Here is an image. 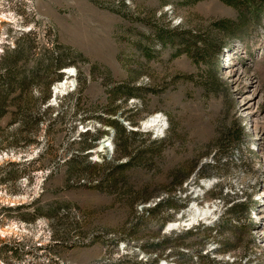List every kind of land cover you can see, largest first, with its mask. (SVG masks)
<instances>
[{
    "label": "rangeland",
    "instance_id": "rangeland-1",
    "mask_svg": "<svg viewBox=\"0 0 264 264\" xmlns=\"http://www.w3.org/2000/svg\"><path fill=\"white\" fill-rule=\"evenodd\" d=\"M238 15L222 0H0V264H264V210L250 226L256 211L225 202L214 225L182 223L240 166L235 149L218 165L230 130L254 147L264 123V15L216 24ZM252 89L254 120L239 105ZM158 111L164 135L145 127ZM108 118L139 124L116 140ZM211 176L224 181L199 195Z\"/></svg>",
    "mask_w": 264,
    "mask_h": 264
},
{
    "label": "built area",
    "instance_id": "built-area-1",
    "mask_svg": "<svg viewBox=\"0 0 264 264\" xmlns=\"http://www.w3.org/2000/svg\"><path fill=\"white\" fill-rule=\"evenodd\" d=\"M262 24L264 25V21ZM262 35L264 36V32ZM262 51L264 52V37L260 41V48L259 49L257 48L255 50L256 53L259 52L258 54H260V52H262ZM230 61H231V59H230ZM235 61H238L237 58H235ZM155 116H157L158 118L161 117L163 121L160 124V126L158 128H156V130L153 129V133L154 134L159 133V135H164L162 133L164 132L165 129H167V123H166L167 117L163 112H160V111L155 112L151 118H153ZM123 124L126 126L127 129L133 130L132 126H130V124L127 120L123 121ZM253 132L256 135L257 132H255V130ZM108 133L110 135L109 136H107V134L104 135V138H102V140L108 139V141L105 142L106 148H108L109 151H112L113 150V137L114 136L112 133H110V132H108ZM246 137H247V134H246ZM256 139H257V146L249 147L247 144H245V141H246V138H245V140L243 142V146H242L244 149L242 148L241 152H239L237 157L236 156L234 157L236 163L237 162L240 163V166H238L237 170L234 171V173H232L230 178H228V184L224 187L223 191L220 192L218 195L212 197V199H214V200L211 201L210 205L212 206V208L214 207L213 209L216 210V214L214 216L210 217L209 220H206L204 222L202 221L201 226L214 225L216 222L220 221L221 217H222V213L221 212L218 213L220 211L219 207H220V205H223L225 202H226L227 207H231L232 205L240 203V202H249L250 206H251V208L249 207V210L256 211V215H250L251 218H249V221L251 222V225L253 223H255V221L257 219H259L257 217V212L264 210V202H262L261 194H260L259 199H257V200H255L256 198L254 199V195L256 194V190L258 188L264 187V161L260 157V154H259L260 153L259 149L263 150L264 148H262L259 145L257 135H256ZM235 150L238 151V149H235ZM233 151H234V148L232 149V152ZM257 168L261 169V171H259V174L255 172V170H257ZM256 175L258 177H256ZM244 177H247V178H244ZM222 181H224V178H221V177H219V178L213 177V176L202 177L198 180V185L196 186L195 191H197L198 194H199V191H201L200 192L201 194H199V195H205L214 186H216L217 184H220ZM247 186L250 187V189L252 188L251 192H253V193L246 192ZM195 195H197V194H195ZM235 198H237V199L235 200ZM260 200H261V202L259 204L258 202ZM255 204L259 206L258 209L256 208ZM196 219L201 220L203 218H196ZM261 224H263V221H261ZM262 228H264V227H262ZM206 253L207 252H205L203 254H206ZM226 260H228V259H226ZM163 262L167 263L166 261H163ZM170 264H176V263L171 262ZM217 264H228V263H227V261H223L222 263L220 261H218Z\"/></svg>",
    "mask_w": 264,
    "mask_h": 264
},
{
    "label": "trees",
    "instance_id": "trees-1",
    "mask_svg": "<svg viewBox=\"0 0 264 264\" xmlns=\"http://www.w3.org/2000/svg\"><path fill=\"white\" fill-rule=\"evenodd\" d=\"M222 1H224L225 3H227L229 5H232L235 8H237L239 15H238V21H236V22H233L229 19H227V20L224 19V20H220V21L216 22V24L219 28H222L225 30H230L232 26H242L246 23V20H247L246 18H252V21L258 22L262 16V14L264 15V0H222ZM263 21H264V18L261 21V23H263ZM174 38H175V35L169 34L168 39L170 41H172ZM203 45L206 47L209 46L208 43H204ZM8 73L9 72H6V74H8ZM7 94L8 93H5V94L1 93V91H0V118L6 113V107H7L6 95ZM105 121L115 128V130L117 132L116 140H119L118 137L121 138L122 135L135 134L133 132V130L127 129L126 126L123 123L119 122L118 120L108 118ZM127 121L129 122V124H139L138 122H134L130 118ZM228 137H234L236 139H235V142L232 143L233 146H231L229 148V145H231V144H228L227 148L222 150V153L220 154L221 157L218 160V162H219L218 165H221L220 167H223L226 164L225 161L221 162L222 158L224 157L226 159V156H231L233 154V152H232L233 148L238 149V150H242L243 142L246 138V133H245L244 127L239 126L238 128L231 129L230 133L228 134ZM120 141H121V139H120ZM238 204L241 206L243 204H246V205H248V209H249V207L251 208L249 202H240ZM238 204H236V205H238ZM248 224H250V226H252L251 222H249ZM169 238L170 237H163L162 242H159L155 245L161 247L162 244H166V242L169 240ZM201 251H202V248H200V250H198V251L197 250L194 251L193 249H190L189 251L184 252L186 254H184L182 252H177V255H179L180 257L187 255L191 260L196 257L195 259H197L199 262H201V261H204L206 259L205 257H207V253L202 254ZM191 264H194V263H191ZM199 264H202V263H199ZM213 264H216V263L213 262Z\"/></svg>",
    "mask_w": 264,
    "mask_h": 264
},
{
    "label": "bare ground",
    "instance_id": "bare-ground-1",
    "mask_svg": "<svg viewBox=\"0 0 264 264\" xmlns=\"http://www.w3.org/2000/svg\"><path fill=\"white\" fill-rule=\"evenodd\" d=\"M72 75V74H71ZM68 83H71L73 84L74 83V80L73 79H70L67 78V80L65 81H60L59 83H57L55 86H54V93L58 92L65 87L66 84ZM55 95V94H54ZM256 98V90L255 89H252L251 91H249L247 94L244 95L243 99H241L239 101V105H240V110L242 111L243 114L247 115L248 117H251L253 120L256 119V114L254 112V108L252 107L253 106V103H254V99ZM162 118L161 117H153L149 120H147V123H145V127L148 128V129H154L156 130V128H158L160 126V124L162 123ZM254 129L256 130L257 132V135H258V138L262 140V142L264 143V123L262 125L258 124V123H255L254 124ZM108 141V139H104L103 142L101 143V147L100 149H103L106 147V144L105 142ZM261 195L263 196L264 198V188L262 189L261 191ZM195 205V204H194ZM196 206V205H195ZM195 206H191L189 208V210H193ZM188 210V211H189ZM216 214V210H214L213 208L212 209H201L199 207L196 206V209H194V211H192V215L189 219H182V223L184 225L186 224H189V222H187L188 220H193L195 218H203V219H206V220H209L210 217L214 216ZM257 217H262L261 215L260 216H257ZM178 224V222H175ZM171 225V224H169ZM164 264H169V263H164Z\"/></svg>",
    "mask_w": 264,
    "mask_h": 264
},
{
    "label": "water",
    "instance_id": "water-1",
    "mask_svg": "<svg viewBox=\"0 0 264 264\" xmlns=\"http://www.w3.org/2000/svg\"><path fill=\"white\" fill-rule=\"evenodd\" d=\"M103 142V140H101V142L100 143H102Z\"/></svg>",
    "mask_w": 264,
    "mask_h": 264
}]
</instances>
